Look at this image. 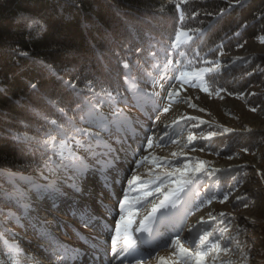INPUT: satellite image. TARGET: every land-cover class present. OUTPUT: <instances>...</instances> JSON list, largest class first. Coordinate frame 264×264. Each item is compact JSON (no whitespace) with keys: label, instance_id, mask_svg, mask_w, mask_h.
Here are the masks:
<instances>
[{"label":"snow or ice","instance_id":"6c2138e0","mask_svg":"<svg viewBox=\"0 0 264 264\" xmlns=\"http://www.w3.org/2000/svg\"><path fill=\"white\" fill-rule=\"evenodd\" d=\"M235 6L242 7L243 0H234V2L230 0L229 7ZM179 7L178 4L177 8ZM220 14L222 15L223 11ZM196 15L199 13H193V16ZM183 19V14H181L180 20ZM260 19H264V16ZM33 23L38 24V21H33ZM189 31L201 30L190 29ZM183 35H185L184 29L175 35L172 42L173 48L179 45ZM234 35H239V32ZM192 38L194 37L189 39ZM238 47H243V45L240 44ZM125 48L127 49L128 45H125ZM143 51L144 49L140 47L134 50L137 57ZM18 55L28 56L29 53L20 52ZM114 55L122 60L121 67L125 70L120 76L125 83L123 89L121 90L118 84H108L97 79L87 80L83 88L78 87L76 80H62L71 98L66 102L65 107L59 108L60 119L48 121V127L43 130V143L33 146V158L29 162L20 165L18 169L10 170L7 174L0 170V211L3 212L4 218L7 220L9 213L14 215L12 206L18 208L20 215L15 216L16 224H20L23 219L25 227L34 230L41 229L38 236L47 239H41L37 248L38 250L50 249L55 257L54 260L46 262L45 259L38 258L35 254L30 255L28 251H25L18 264H26L29 259L30 264H76L78 258L83 259L81 252L83 251L86 256L88 245L79 238L77 242H71L67 238L64 228L66 220L79 223L77 231L92 240V246L96 248L98 255L100 248L107 245L103 254L110 256L109 264H145L143 256L134 255L139 251L134 234L146 233L151 237L153 235L152 226L158 218L162 224L186 222L189 215L200 210L205 204H211L216 198L210 195L211 184L205 182L203 177L207 176L209 181L214 182L213 177L219 170L207 168L205 166L207 162L203 160L193 163L191 157L186 154L175 161L164 157L152 158L153 164L158 169L166 167L169 170L162 173L157 171L151 184L146 183L136 174L137 168L150 159L148 155L140 153L154 147L163 148L168 144H176L182 137L184 129L179 127L180 121L174 120L171 125H165L159 133L154 130L152 135L145 136V145L134 152L129 172L125 175L128 191L122 190L120 194L122 198L118 199L115 204H111L108 187L110 183L115 182V177L112 176L115 171L114 165L127 153L125 140L126 138L131 139L129 129L135 126L130 109L139 111L149 103L154 101L159 103L165 99L162 94L164 91H167V99L171 100L174 95L178 94L174 85H179L181 88L185 85L189 88H199L208 96L215 94L221 99H223L221 93L227 92L228 95H233L225 88H211L205 84L206 78H213L215 69L211 65L217 64L216 61H204L209 65L208 67L186 68L179 60L174 61L169 58L173 55L172 49H169L165 52L164 74H160V65H155L157 75L152 76L149 82V79L141 73L133 71V66L139 68V64L130 63L129 59L122 58L119 52ZM149 55L156 57L154 50L150 51ZM48 70L54 76L59 77V73L51 66H48ZM142 83L144 87H141ZM97 87L100 91H96ZM27 89L30 92L39 91L40 82L30 81ZM117 105H123V108ZM104 106L109 107L111 111H103ZM189 107L196 108V105L189 102ZM251 110L255 112L256 108ZM155 111L167 113L169 107L162 109L157 107ZM198 119L193 116L181 117V120L192 122L185 125L186 128L191 129L201 128L206 123L204 121L195 123ZM158 120L159 116H156L155 121ZM155 121L153 129L156 127ZM221 134L213 130L205 135L201 128L199 134L190 132L184 147L189 148L191 145L189 151H196L195 141L198 139L211 140ZM153 136L156 138L155 142ZM14 139H20V137H14ZM69 143L72 147L65 152ZM206 147L205 145L199 150L205 151ZM216 154L219 155V153ZM172 155L176 156V153ZM23 169H30V171L25 173ZM97 184L104 189L106 195L94 194ZM194 186L199 189L195 197L192 195ZM129 191L133 193L132 200L137 205V211L144 201L153 197L158 199V203L153 204L150 212L139 219L138 226L131 231L132 217L137 215V212L129 210L127 216L124 214L126 206L131 205ZM230 194L231 188L222 194L220 202L228 201ZM237 200H240V197H237ZM179 205L186 206V209L181 212ZM169 208L176 211L172 213L165 211ZM225 218L226 214L223 212L219 213V216L209 214V220L218 221L220 224H224ZM227 219L230 221L231 217ZM208 222L201 218L198 224L204 225ZM8 225L12 228L16 227L11 222ZM113 225L115 234L110 235L109 239H104V244L97 247L98 242L104 237L103 230L111 231ZM194 227L187 228L188 235L182 237L181 232L184 229L181 224V232H177L170 239V244L173 246L172 257H160L159 264H206L209 253L214 249H221V244L212 239L213 232L197 233L195 237H192ZM11 235L15 236V233L12 232ZM186 241L188 242L187 247L185 246ZM81 244L84 245L83 248ZM223 250L228 251L227 246H224ZM98 255L93 259L96 260ZM151 258L152 255H149L148 259ZM0 264H7V262L0 259Z\"/></svg>","mask_w":264,"mask_h":264},{"label":"trees","instance_id":"16d2710c","mask_svg":"<svg viewBox=\"0 0 264 264\" xmlns=\"http://www.w3.org/2000/svg\"><path fill=\"white\" fill-rule=\"evenodd\" d=\"M165 1L0 0V170L7 174L29 162L33 146L43 143L48 121L60 119L59 108L71 98L62 80H76L83 88L87 80L97 79L118 84L122 90L125 83L120 76L125 70L116 52L139 64L133 71L150 79L160 53L167 51L181 29L189 38L194 37L180 48L194 67H208L204 61L217 62L211 65L215 69L213 78L205 79L208 87H222L240 95L264 77L257 55L225 58L245 40H264V19H260L264 16V0H243L242 7L231 8L229 0ZM236 32L239 35H234ZM137 47L144 49L139 57L134 52ZM153 50L155 58L149 55ZM20 52L29 55H18ZM30 81L40 82L41 89L30 92ZM210 143L208 151L224 149L221 153H228L241 142L231 134ZM238 178L227 180L221 190L232 189ZM12 207L14 215L9 213L7 220L16 225L20 210ZM5 221L0 211V235L5 231ZM2 248L0 239V254Z\"/></svg>","mask_w":264,"mask_h":264},{"label":"rangeland","instance_id":"374dc122","mask_svg":"<svg viewBox=\"0 0 264 264\" xmlns=\"http://www.w3.org/2000/svg\"><path fill=\"white\" fill-rule=\"evenodd\" d=\"M227 2H230V0ZM261 9L264 11V6ZM262 40L260 38L245 40L242 43L243 47H237L233 52L228 53L225 58H246L257 55L262 62L261 68L264 73V42ZM188 41V33L185 32V35L181 36L177 47L173 48V44L170 43L166 50L172 49L173 55L169 57L170 59L174 61L179 60L186 68H195L180 50ZM259 60L258 62H260ZM164 63L165 52H161L157 62L153 65L150 78L157 75L155 67L157 64L160 65V74H164ZM174 87L178 94L174 95L171 100L167 99V91H164L162 94L165 99L159 101V103L154 101L139 111L135 109L129 110L131 117L134 118L135 126L129 129L131 139L126 138L125 140L128 148L127 153L114 165L115 171L112 173V176L115 177V182L110 183L108 187V192L111 194L110 202L111 204H115L118 199L122 198L120 195L121 191H128L125 175L129 172L134 152L145 145V136L152 135L154 130L156 133H159L165 125H171L174 120L180 121L179 127L184 129L182 137L178 139L176 144H168L163 148L154 147L140 153L148 155L150 159L137 168L136 174L143 181L151 184L157 171L162 173L169 170L166 167L158 169L153 164L152 158L164 157L175 161L186 154L191 157L193 163L203 160L207 162L205 165L207 168L219 170L216 176L213 177L214 182L209 181L207 176L203 177L205 182L211 184L210 195L216 198L212 200L211 204H205L200 210L189 215L186 222L162 224L158 218L157 222L152 226L153 235L151 237L146 233L134 234L137 241L136 247L139 250L134 255L143 256L145 264H159L160 257L171 258L173 246L170 244V239L177 232H181L182 224L184 229L181 232L182 237L188 235L187 228L195 226L192 237H195L197 233L213 232L212 239L217 240L221 244V249H214L209 253L206 258V264H264V260L262 259V250L264 249V77L256 84H251L240 95H228L226 92L221 93L223 99L215 94L208 96L207 93L201 92L199 88H189L187 85L183 88L179 87V85H174ZM101 99H104V97H101ZM189 102L195 104L196 108L189 107ZM117 106L123 108V105ZM157 107L161 109L169 107V111L167 113L163 111L156 112L155 109ZM252 108H256V111L253 112ZM200 109H204V111H200ZM103 111L110 112L111 109L104 106ZM156 116H159L158 121H155ZM189 116L199 118L195 123H199L200 121L206 122L201 126L205 135H207L208 131L213 130L222 133L212 139L227 138L232 134L240 140V145L234 146L228 153H221L224 151L222 149L217 152L219 153L217 155L215 152L212 153L207 149L205 151L199 150L201 147L211 144L210 141L212 139L206 141L198 139L194 142L197 150L189 151L191 145H189V148L184 147L188 135L190 132L199 134L201 131V128L191 129L185 127L186 123L192 122L181 120V117ZM154 121L156 123L155 129H153ZM155 139V136H153L154 142ZM71 147L70 143L67 144L65 152ZM243 149H247V151H243ZM172 153H176V156H173ZM238 175V181L231 189L228 201L221 203L222 194L226 192L221 190L222 184H226L227 180ZM128 178H131L130 175ZM195 188L192 193L193 197H195L196 191L199 190L197 187ZM94 194L97 196L106 195L104 189L99 184L96 185ZM132 195L133 193L129 191L131 205L130 207L126 206L124 213L127 216L129 210L137 212V215L132 217L133 224L130 226V231L138 226L139 219L150 212L153 204L158 203V199L155 197L150 198V200L144 201L137 211V205L132 200ZM237 197H240V200H237ZM106 203L108 202L106 201ZM178 207L181 208V212L186 209V206L183 205H179ZM165 211L172 213L176 210L169 208ZM221 212L226 214L224 224L209 220V214L219 216ZM227 217H231L230 221ZM201 218L209 222L200 225L198 221ZM61 219H64L63 216H61ZM8 223L10 221L6 220L2 224L5 231L0 235L3 245V253L0 254V259L6 260L7 264H18L15 259H20L25 251H28L30 255L35 254L38 258L45 259L46 262L55 259L50 249L44 248L38 250L37 248L41 239H47L46 237L38 236L41 229L37 228L34 230L25 227L23 219L20 224H16L15 228H12ZM78 227V222L66 220L64 228L66 229L67 238L71 242H77V238H79V240L89 245L90 249H95L92 246V240L87 236H82L77 231ZM12 232L15 233V236L11 235ZM103 232L104 237L98 242L97 247L104 244V239H109L110 235L115 234L114 225L111 231L104 229ZM185 246H188L187 241L185 242ZM224 246H227L228 251L223 250ZM81 247L83 248L82 245ZM106 247L107 245L101 247V252L104 253V248ZM149 255H152L151 259H148ZM106 256V264H109L110 256ZM82 260L78 258L77 262H83ZM26 264H30V259Z\"/></svg>","mask_w":264,"mask_h":264},{"label":"bare ground","instance_id":"6f19581e","mask_svg":"<svg viewBox=\"0 0 264 264\" xmlns=\"http://www.w3.org/2000/svg\"><path fill=\"white\" fill-rule=\"evenodd\" d=\"M15 260H16V262H19L20 259L18 258V259H15ZM82 261H83V260H82ZM76 263H77V261H76Z\"/></svg>","mask_w":264,"mask_h":264}]
</instances>
